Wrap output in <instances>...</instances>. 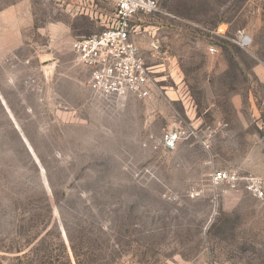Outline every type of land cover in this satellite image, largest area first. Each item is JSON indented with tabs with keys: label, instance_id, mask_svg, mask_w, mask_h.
<instances>
[{
	"label": "rangeland",
	"instance_id": "rangeland-1",
	"mask_svg": "<svg viewBox=\"0 0 264 264\" xmlns=\"http://www.w3.org/2000/svg\"><path fill=\"white\" fill-rule=\"evenodd\" d=\"M157 1L149 93L112 101L71 46L112 3L0 0V264H67L58 231L76 264L67 228L84 264H264V205L212 182L264 175V0Z\"/></svg>",
	"mask_w": 264,
	"mask_h": 264
},
{
	"label": "built area",
	"instance_id": "built-area-1",
	"mask_svg": "<svg viewBox=\"0 0 264 264\" xmlns=\"http://www.w3.org/2000/svg\"><path fill=\"white\" fill-rule=\"evenodd\" d=\"M113 4L114 18L104 30L72 41L77 58L89 69V87L99 97L118 100L149 93L151 70L136 42L135 17L141 13L154 14L160 10L157 0H106ZM221 31V30H219ZM220 33V32H218ZM222 33H224L222 31ZM236 42L248 47L250 36L240 30ZM210 47V51H214ZM180 134L170 130L162 139L166 150L176 148ZM215 186L244 187L264 205V175L243 176L238 171L217 170L212 175Z\"/></svg>",
	"mask_w": 264,
	"mask_h": 264
},
{
	"label": "trees",
	"instance_id": "trees-1",
	"mask_svg": "<svg viewBox=\"0 0 264 264\" xmlns=\"http://www.w3.org/2000/svg\"><path fill=\"white\" fill-rule=\"evenodd\" d=\"M58 232H59V235H60V239L62 241V247H63L64 252H65L64 255H65V258H66V263L67 264H73L72 260H71V258L69 256V253L67 251V247L68 246L65 244V242L63 241V239L61 237V231H58ZM67 233L69 235L70 247L72 249V253H73V256H74L76 264H84L85 263V260H84L85 258H84V256L79 254V252H78V250H77V248L75 246V242L73 241V239L71 237V234H70V231L68 230V228H67ZM87 258L89 259V261L93 260V258H90V257H87ZM91 264H94V262H91Z\"/></svg>",
	"mask_w": 264,
	"mask_h": 264
}]
</instances>
